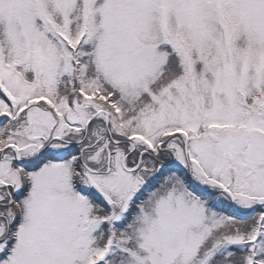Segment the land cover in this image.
<instances>
[{
  "label": "snow or ice",
  "instance_id": "6c2138e0",
  "mask_svg": "<svg viewBox=\"0 0 264 264\" xmlns=\"http://www.w3.org/2000/svg\"><path fill=\"white\" fill-rule=\"evenodd\" d=\"M0 264H264V0H0Z\"/></svg>",
  "mask_w": 264,
  "mask_h": 264
}]
</instances>
